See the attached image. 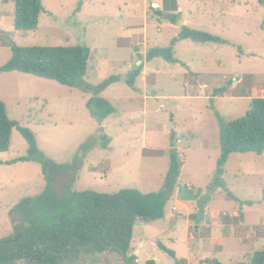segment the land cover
<instances>
[{
	"label": "rangeland",
	"instance_id": "1",
	"mask_svg": "<svg viewBox=\"0 0 264 264\" xmlns=\"http://www.w3.org/2000/svg\"><path fill=\"white\" fill-rule=\"evenodd\" d=\"M41 2L44 12L37 31L0 30V67L11 59L13 45L85 46L91 50V60L84 82L73 87L19 72H0V101L11 120L35 135L40 150L34 161L17 162L27 156L29 146L15 129L9 152L0 154V239L13 235V214L20 202L45 190L41 159L53 163L58 193L72 188L108 195L132 189L148 194L162 189L169 154L175 150L182 168L179 186L193 188L184 197L193 199L199 209L192 214V231L207 222L208 215L201 212V206L207 205L209 217L220 222L224 212L238 210L244 236L252 237L245 244L240 238L231 239L222 249L198 237L190 249L192 264L196 258L234 264L244 261L252 245L264 250V154H233L223 174H218L219 120L244 118L252 100L264 98V5L259 0H176L178 13L167 11L177 16L171 22L165 11L173 8L172 0H162L168 7L159 17L151 3L150 18L157 20L147 25L146 49H142L147 53L154 47L169 48L184 20L191 29L226 43L179 41L173 47L179 63L153 59L145 65L146 81L138 78L131 88L126 83L128 73L141 57L125 41L118 47L116 37L128 24L144 26V0ZM132 9L136 20L121 18V13ZM0 11L10 19L14 0H0ZM111 77L117 80L108 83ZM219 90L231 91L224 95L216 93ZM95 97L109 101L114 112L93 116L87 104ZM186 227L185 222L170 227L163 222L154 229L164 238L162 245L185 258ZM167 238L175 239L177 247ZM77 264L129 263L107 252L82 255Z\"/></svg>",
	"mask_w": 264,
	"mask_h": 264
},
{
	"label": "trees",
	"instance_id": "2",
	"mask_svg": "<svg viewBox=\"0 0 264 264\" xmlns=\"http://www.w3.org/2000/svg\"><path fill=\"white\" fill-rule=\"evenodd\" d=\"M167 1V0H165ZM264 5V0H259ZM14 27L17 32H34L44 12L41 0H14ZM176 0H172V3ZM167 4V3H166ZM168 12H176L177 4ZM165 7H168L165 5ZM157 14L161 11L154 9ZM167 18L175 22L177 16L169 13ZM190 40L197 44L222 43L226 41L207 32L182 26L169 48H153L148 52L149 61L161 58L169 63H179L174 56V45ZM11 59L2 67L1 73L19 72L73 87L83 83L91 60V50L85 46L20 47L13 45ZM143 65L128 74L126 83L135 88ZM111 77L108 83L116 81ZM219 90L216 93H223ZM93 116H109L114 112L111 103L101 97L87 104ZM221 157L218 174L233 154H264V98H254L250 111L244 118L226 122L219 120ZM19 129L28 143L27 156L17 162L34 161L40 156L35 135L10 119L6 106L0 101V154L10 150L13 131ZM47 179L45 190L38 196L23 199L17 207L13 235L0 239V264H77L82 255H120L129 264H135L129 255L134 229L142 222L164 219L166 206L178 187L181 174L179 154L171 150L169 169L159 192L144 194L138 190H123L114 195L95 191L58 193L52 180L54 165L41 159ZM264 200V193H263ZM204 213V207L201 206ZM18 215V218L16 217ZM17 219V220H16ZM158 250L173 264H188L177 258L176 253L156 242ZM220 264L218 261H210ZM146 264H155L149 261ZM234 264H264V250L256 252L249 262Z\"/></svg>",
	"mask_w": 264,
	"mask_h": 264
},
{
	"label": "crops",
	"instance_id": "3",
	"mask_svg": "<svg viewBox=\"0 0 264 264\" xmlns=\"http://www.w3.org/2000/svg\"><path fill=\"white\" fill-rule=\"evenodd\" d=\"M151 3H154L153 4L154 9L156 8V5L158 4V7H159L158 11H161V12L163 11L165 7L164 4L162 3V0L161 1L144 0L143 15H142L144 26H140V25L138 26L137 24H128V26H125L119 30V32L117 33V37H116L117 39L116 45L118 47H121V45L123 44L122 42L125 41L127 45L133 46L135 50V56L140 55V57L143 59L142 64L144 65L143 67L144 69L143 71H141V75L138 77V78H141L142 82L146 81L145 76H144V74H146L145 65L149 64L152 61V60L149 61L147 59V55H148L147 51L142 50V49H146V44L144 42H146V40L148 39L147 37L148 36V26L147 25H148V22L157 20V19L155 20L154 18L152 19V17L150 18L149 8H150ZM165 13L167 14L168 12L165 11ZM13 15L14 14H12L10 19H7L8 17L3 16L0 11V30H2L3 32L6 31L7 33H13L15 31V27H14L15 19ZM156 16L159 17V14H156ZM121 18L124 20L125 19L129 20L131 18L132 20H136L137 14L132 9V10H129L127 14L121 13ZM138 19H140L139 16H138ZM182 23H184L185 26L190 28V24L188 23L187 20H184ZM140 31L143 34H140ZM158 40H160V38ZM137 48H140V50ZM135 56L133 58H135ZM109 62H110L109 60L105 61L106 64H108ZM136 64L137 63H135L132 66L133 69ZM189 87L190 89H192L191 86ZM231 90H234V88L232 87ZM230 91L228 92L224 91L223 94L226 95ZM214 97L217 98L218 96H214ZM180 182H181V174L178 180V187L176 188L173 196L171 197V199L169 200L166 206L164 219L160 221H156V222L140 221L136 225L134 229L132 245H131L130 252H129L130 256H134L140 264H146L149 261H154L155 264H173L163 253H161L158 250L156 246V242H160L164 238H162L160 233L155 231L154 226L157 224H161L163 222H165V226L167 227H170L173 224H176L178 226L182 222H185L187 224V227H186L187 233L185 235V238L182 240L183 244L185 245L187 254L185 255V258H179L177 256V253L176 252L175 253L178 259L185 260L188 262V264H192V257L190 258V249H191L193 242L197 240L198 237L203 238V239L208 238L212 246L215 249L224 248V245H226L227 241L231 239L240 238L241 239L240 243L242 244H245L247 241L251 240L252 237L244 236L243 229H242L243 215L240 212H238V210H234V212H224L223 222H220L216 218L209 217V206L207 205L204 207L205 217H207L208 215L207 222L198 225L196 227V230L193 232L192 231L193 226L191 225V222L192 220L194 221V216L192 214L197 213L199 209L193 205V199L192 201L191 200L188 201L184 197L185 193L189 195L192 194L194 192L193 188L189 185L187 186L182 185V187H180L179 186ZM167 239L169 243L172 245V247H177V241L175 239H170V238H167ZM249 251L250 252L247 253L245 258H243L244 260L243 262H249L252 256L256 252H258L255 248V245H252ZM194 264H212V263L210 262V260L196 258Z\"/></svg>",
	"mask_w": 264,
	"mask_h": 264
},
{
	"label": "water",
	"instance_id": "4",
	"mask_svg": "<svg viewBox=\"0 0 264 264\" xmlns=\"http://www.w3.org/2000/svg\"><path fill=\"white\" fill-rule=\"evenodd\" d=\"M180 23H182V22H180ZM142 58H140V60L137 62V64L134 66V70H137L138 69V67L142 64ZM170 128H173V124H171V126H170ZM134 257V256H133ZM134 263L135 264H140L138 261H137V259L136 258H134Z\"/></svg>",
	"mask_w": 264,
	"mask_h": 264
}]
</instances>
